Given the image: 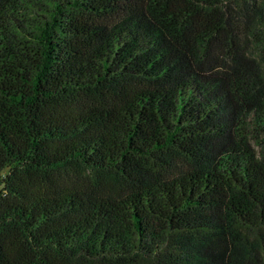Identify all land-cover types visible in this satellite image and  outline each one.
Instances as JSON below:
<instances>
[{
    "label": "trees",
    "instance_id": "obj_1",
    "mask_svg": "<svg viewBox=\"0 0 264 264\" xmlns=\"http://www.w3.org/2000/svg\"><path fill=\"white\" fill-rule=\"evenodd\" d=\"M0 0V264H264V0Z\"/></svg>",
    "mask_w": 264,
    "mask_h": 264
},
{
    "label": "rangeland",
    "instance_id": "obj_2",
    "mask_svg": "<svg viewBox=\"0 0 264 264\" xmlns=\"http://www.w3.org/2000/svg\"><path fill=\"white\" fill-rule=\"evenodd\" d=\"M245 1L246 0H232V4L235 6L236 10L240 11V8L244 7L243 3ZM247 55L253 58L254 61L264 71V29L262 30V33L258 37H256V39H253L252 45ZM249 143L251 145V148L256 153L257 157L261 158V156L264 155V142L261 145L250 138Z\"/></svg>",
    "mask_w": 264,
    "mask_h": 264
}]
</instances>
